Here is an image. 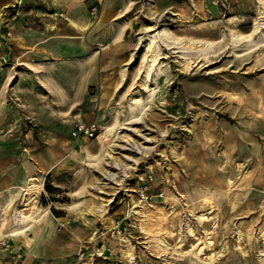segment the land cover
Segmentation results:
<instances>
[{
	"label": "rangeland",
	"instance_id": "rangeland-1",
	"mask_svg": "<svg viewBox=\"0 0 264 264\" xmlns=\"http://www.w3.org/2000/svg\"><path fill=\"white\" fill-rule=\"evenodd\" d=\"M263 23L264 0H0V264H264ZM151 25L182 44L160 42L149 93ZM135 92L146 107L131 118ZM76 120L99 125L81 152L96 164L67 140ZM107 152L122 163L106 166ZM30 177L57 218L37 255L9 234L12 186Z\"/></svg>",
	"mask_w": 264,
	"mask_h": 264
},
{
	"label": "bare ground",
	"instance_id": "bare-ground-1",
	"mask_svg": "<svg viewBox=\"0 0 264 264\" xmlns=\"http://www.w3.org/2000/svg\"><path fill=\"white\" fill-rule=\"evenodd\" d=\"M70 23L74 26H77L78 29L84 28L89 23V17L86 15L85 11H82L81 15L78 16L76 12L72 13L69 17ZM264 24V23H263ZM155 25H151L149 27H146V31L141 37V40L144 41V49L149 54L145 56L144 59V80L141 83L143 86V89L145 91L151 93L155 90L157 87V77H153V74L156 72V75L159 74L162 71V67L159 66L160 64V56L162 54L161 51V45L160 42H163L167 45L172 44H182L178 39H176L169 29L165 26L163 28H160L156 33H149L152 30H154ZM260 29V24H255L254 31L257 32ZM234 42H241L245 39L242 35H233ZM262 41L264 39L261 38ZM248 42H253L252 38L247 39ZM194 45V41H192ZM204 47L199 48L200 51L205 52L208 49H211L213 47V43H206L201 42ZM193 48V47H192ZM189 58H186V63H189ZM159 71L157 72L156 69ZM154 82L152 83V81ZM130 115L131 118H135L138 116V114H141L143 110L146 107L145 100L143 99L142 95L139 92H135L131 98H130ZM137 120L139 118H136ZM131 123V122H129ZM119 125V120H116L114 125H103L101 126V131L97 136V140L102 144V155L106 152L105 146H104V140L107 139L108 136H112ZM71 130V127L68 125L66 127V131L69 135V131ZM126 136V135H125ZM69 142L73 143L74 150L77 151V154L81 157H83L82 160L91 162L93 164H96L99 160L100 156L98 155H91L90 153H85L84 156L81 153L82 152V146L85 143V137L79 136L74 137L72 135H69L68 139ZM106 155L108 156V159L106 161V166L116 168V166L120 165L122 163V160L114 157L111 152H107ZM115 175V174H111ZM14 188H20L22 190V196H21V204L16 207L12 213V224L9 230V234L11 236V239L15 242L19 243L22 246H25L26 248L31 251V255H37L39 252V247L43 242L46 240V238L55 232L56 230V222L55 218L49 210V206L43 207L39 206L37 203V200L35 198L38 196V193L42 190V183L37 182V178L30 177L27 184H21V185H13ZM35 195V196H34ZM202 202L204 204H210L212 205V201L209 195H204L202 197ZM104 205H99L93 209L96 213H103ZM133 210V208H132ZM200 222L208 221V216H206L204 213H201L198 217ZM114 222L112 219H107V225H112ZM44 226L43 234L40 236L38 242L34 243V238L30 237L28 234V231H32L33 233L36 232L37 226ZM213 244L212 241H205L200 243L196 251L198 254L205 253L206 247H209ZM132 247L128 245V253L127 256H131ZM210 259L215 258V254L211 253L209 255ZM78 264H90V259L87 258L85 261L80 262Z\"/></svg>",
	"mask_w": 264,
	"mask_h": 264
},
{
	"label": "built area",
	"instance_id": "built-area-1",
	"mask_svg": "<svg viewBox=\"0 0 264 264\" xmlns=\"http://www.w3.org/2000/svg\"><path fill=\"white\" fill-rule=\"evenodd\" d=\"M99 131V125L95 122L86 123L80 120H76L73 125L72 135L74 137L85 136L93 137Z\"/></svg>",
	"mask_w": 264,
	"mask_h": 264
}]
</instances>
